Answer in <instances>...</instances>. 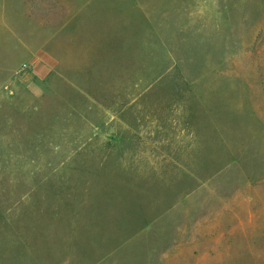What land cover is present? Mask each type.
Segmentation results:
<instances>
[{
  "label": "rangeland",
  "instance_id": "obj_1",
  "mask_svg": "<svg viewBox=\"0 0 264 264\" xmlns=\"http://www.w3.org/2000/svg\"><path fill=\"white\" fill-rule=\"evenodd\" d=\"M0 264H264V0H0Z\"/></svg>",
  "mask_w": 264,
  "mask_h": 264
}]
</instances>
